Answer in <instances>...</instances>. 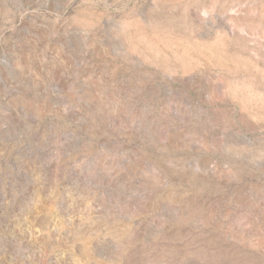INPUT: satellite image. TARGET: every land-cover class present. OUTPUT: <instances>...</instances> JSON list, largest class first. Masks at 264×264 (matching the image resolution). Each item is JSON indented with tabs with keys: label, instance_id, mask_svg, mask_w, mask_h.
<instances>
[{
	"label": "rangeland",
	"instance_id": "1",
	"mask_svg": "<svg viewBox=\"0 0 264 264\" xmlns=\"http://www.w3.org/2000/svg\"><path fill=\"white\" fill-rule=\"evenodd\" d=\"M0 264H264V0H0Z\"/></svg>",
	"mask_w": 264,
	"mask_h": 264
}]
</instances>
